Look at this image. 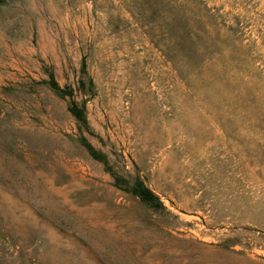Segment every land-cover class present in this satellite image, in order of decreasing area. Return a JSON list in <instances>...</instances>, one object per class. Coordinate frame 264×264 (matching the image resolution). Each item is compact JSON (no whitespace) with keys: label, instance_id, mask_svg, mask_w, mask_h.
Returning <instances> with one entry per match:
<instances>
[{"label":"rangeland","instance_id":"obj_1","mask_svg":"<svg viewBox=\"0 0 264 264\" xmlns=\"http://www.w3.org/2000/svg\"><path fill=\"white\" fill-rule=\"evenodd\" d=\"M0 264H264V0H0Z\"/></svg>","mask_w":264,"mask_h":264},{"label":"trees","instance_id":"obj_2","mask_svg":"<svg viewBox=\"0 0 264 264\" xmlns=\"http://www.w3.org/2000/svg\"><path fill=\"white\" fill-rule=\"evenodd\" d=\"M49 86L55 91L59 90L57 83L54 81L52 77L49 81ZM70 112L76 120L85 123L83 111L80 108H78L76 105L70 107ZM82 144L92 158L106 163L104 157L99 156L96 153V151L93 149V147L90 146L86 141H83ZM112 176L114 177L116 187L130 192L133 196L137 197L142 203H144L149 208L153 210H157V209L159 210L163 208V205L159 200V198L146 185H144L143 182L139 180H135L133 182L127 183V185L123 187L122 185H120L121 182L120 178L113 174Z\"/></svg>","mask_w":264,"mask_h":264}]
</instances>
